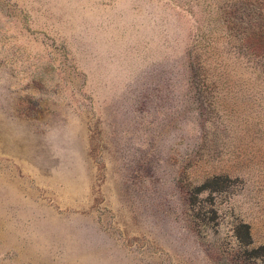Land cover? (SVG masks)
Segmentation results:
<instances>
[{
	"label": "rangeland",
	"instance_id": "obj_1",
	"mask_svg": "<svg viewBox=\"0 0 264 264\" xmlns=\"http://www.w3.org/2000/svg\"><path fill=\"white\" fill-rule=\"evenodd\" d=\"M258 29L264 0H0V264H264Z\"/></svg>",
	"mask_w": 264,
	"mask_h": 264
},
{
	"label": "trees",
	"instance_id": "obj_2",
	"mask_svg": "<svg viewBox=\"0 0 264 264\" xmlns=\"http://www.w3.org/2000/svg\"><path fill=\"white\" fill-rule=\"evenodd\" d=\"M257 30V29H256ZM260 30V29H258ZM256 37L259 39V40H263L264 39V30H260L258 31V33L256 34ZM249 243V242H248Z\"/></svg>",
	"mask_w": 264,
	"mask_h": 264
}]
</instances>
